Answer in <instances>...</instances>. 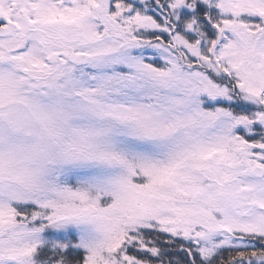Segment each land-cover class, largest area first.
<instances>
[{
  "label": "snow or ice",
  "instance_id": "obj_1",
  "mask_svg": "<svg viewBox=\"0 0 264 264\" xmlns=\"http://www.w3.org/2000/svg\"><path fill=\"white\" fill-rule=\"evenodd\" d=\"M0 264H264V0H0Z\"/></svg>",
  "mask_w": 264,
  "mask_h": 264
}]
</instances>
